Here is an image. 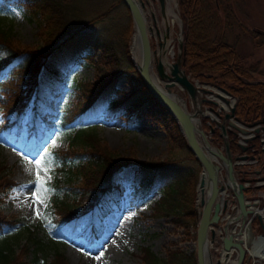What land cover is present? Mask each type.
<instances>
[{
    "label": "trees",
    "instance_id": "obj_1",
    "mask_svg": "<svg viewBox=\"0 0 264 264\" xmlns=\"http://www.w3.org/2000/svg\"><path fill=\"white\" fill-rule=\"evenodd\" d=\"M118 2L123 3L122 0ZM116 5L117 2L112 3L109 9ZM19 6L25 7L32 16L40 17V44L23 46L0 30V147L11 136L20 137L24 128L38 141L53 129L72 132L69 148L53 153L55 174L63 179L56 180V185L67 184L71 196L68 191L61 193L56 185L50 192V202L57 217V242L65 243L66 238L75 239L81 232L94 233L100 228L94 221L100 212L112 206L114 190L122 192L118 176L126 168L137 166L139 170L135 196L142 193L144 196V192L154 187L153 171L164 174L179 170L173 167L171 154L164 161L153 163L119 160L116 153L89 130L93 126L92 116L109 111L118 116L122 110L146 116L165 132L171 150L178 149L180 153L187 149L186 158H196L178 123L149 92L131 60L128 45L131 25L110 39L89 43L82 36L83 31L99 18L89 19L93 14L83 10L81 0H0V11ZM178 6L184 25L183 59L187 75L199 83L224 89L236 98L235 114L241 121L263 118L264 82L256 80L262 72L256 65L246 67L234 46L225 41L227 29L238 27L242 30L232 0H178ZM211 31L215 33L213 38ZM80 40L84 42L76 46L77 53L87 46L95 49L86 58L94 68L95 79L71 84L68 62L74 57L68 52L71 43ZM122 79H126L129 87L123 93L117 89ZM66 89L74 92V99L66 109L57 111L54 100ZM117 95L121 96L116 98ZM8 170L9 166L0 160V236L21 225L20 220L1 210L3 197L16 187ZM198 180L197 172L184 171L182 176H177L172 186L162 189L153 213L172 218L177 228L187 232V237L190 228L197 225ZM76 182H79L77 188L74 187ZM140 188H144L142 193ZM255 223L257 220L252 224ZM258 228L261 229L260 225ZM27 231L30 238L32 233L28 227ZM143 255L147 264H196L194 257L188 258L182 251L173 252L163 261L149 250ZM35 260H39V256L36 255ZM0 264L29 262L4 241L0 242ZM40 264L69 263L65 254L56 248L52 259H42Z\"/></svg>",
    "mask_w": 264,
    "mask_h": 264
},
{
    "label": "rangeland",
    "instance_id": "obj_2",
    "mask_svg": "<svg viewBox=\"0 0 264 264\" xmlns=\"http://www.w3.org/2000/svg\"><path fill=\"white\" fill-rule=\"evenodd\" d=\"M143 1L146 3L147 0ZM114 2H117V5L109 9ZM149 2L150 6L146 4L144 11L145 17L152 24L151 9L155 7L154 14L159 20L157 23L160 31H163L164 28L160 26L163 18H158L157 15L160 13L154 6L155 3L151 0ZM81 3L85 12L93 14L89 19L99 18L83 31L82 36L89 43H95L110 39L115 33H123L131 25L132 33L128 41L131 55L133 23L125 5L118 0H81ZM232 3L236 20L241 24L242 30L238 27L227 29L225 41L234 46L246 67L257 66L262 74L256 76V80L264 82V36L257 35V32L264 33V0H232ZM169 6L180 19L179 24L171 25L169 45L174 56L170 55L168 62H173L178 53V40L181 37L183 21L178 0L173 2L170 0ZM94 11L99 12V15H96ZM40 20L39 16H32L25 7H7L0 11V30L5 31L14 41L20 42L23 46L34 47L40 44L38 37ZM211 35L212 38L215 37L212 31ZM83 42L80 40L78 43H71V50L68 52H72L69 55L72 54L74 57L68 62L71 65L68 72L71 84L74 81L92 82L95 79L94 68L86 59L94 53L93 46H87L78 53L75 51L76 46ZM151 43L152 48L157 50V42L152 39ZM117 89L121 93L129 89L126 79L120 80ZM175 90L183 96L181 91L177 88ZM120 96L117 95L116 98ZM73 99L74 92L66 89L55 98L54 109L57 111L66 109ZM96 115L91 118L93 126L89 130L97 134L108 148L116 153L119 160L132 159L141 163H153L164 161L171 154L170 157L174 161L173 167L179 169L178 173L161 174L153 171L154 187L144 192V196L142 193L144 188H140L139 192L142 194L135 196L134 187L137 184L136 176L139 175L137 174L139 170L137 166L126 168L118 176V183L123 188L122 192L114 190L111 194L112 206L100 212L94 221V224L100 228L94 233L81 232L77 238H66L65 243H60L57 242L55 230L57 217L50 202V192L53 191L56 180L63 179L55 174L53 153L69 148L72 132L53 129L45 134L43 140L38 141L30 130L24 128L20 137L11 136L0 147V160L9 166L8 174L16 183V187L3 197L1 210L4 214L21 221V225L14 231L1 235L0 242L5 241V244L10 245L17 255H22L29 264H40L42 259L50 261L56 248L65 254L69 264H147L143 257L145 250H149L160 261L167 260L175 251H182L188 258L192 256L196 259L198 220L196 227L190 228L189 237H187V232L177 228L171 221L172 218L156 216L153 213L163 190L172 186L177 176H182L184 171H189L197 172L200 177L199 163L186 158L189 153L187 149H183L180 153L178 149L171 150V144L165 132L146 116L124 110L120 111L118 116L111 111L99 112ZM234 151L237 149L234 148ZM36 159L40 160L39 165L36 164ZM37 173H39V186L32 183L37 179ZM78 185L79 182L74 183V187L77 188ZM56 187L61 189V193L62 190L68 191V195L71 196V190L67 184L61 183ZM42 188L44 191H41ZM196 193L195 207L201 211L200 206H197L199 203L197 188ZM263 205L264 201L261 200L259 208L262 209ZM252 223V237L264 235L263 230L256 229L260 225L259 222ZM27 227L32 233L30 238H28L30 234ZM221 245L220 237H218L212 251L215 264L219 259ZM101 252L103 255L100 259H96L95 257ZM36 255L39 256V260H35ZM232 260H235L234 256L230 258L228 264H233ZM257 260L247 254L243 264L246 262L247 264H264Z\"/></svg>",
    "mask_w": 264,
    "mask_h": 264
},
{
    "label": "water",
    "instance_id": "obj_3",
    "mask_svg": "<svg viewBox=\"0 0 264 264\" xmlns=\"http://www.w3.org/2000/svg\"><path fill=\"white\" fill-rule=\"evenodd\" d=\"M155 1L152 0V2ZM157 1L160 15L164 19L163 31H160L155 17L153 26L149 25L144 13L146 4L143 0H122L133 23L132 43L136 36L139 41L140 62L136 60L131 47L133 64L149 92L168 109L170 115L178 123L191 153L202 168L197 185L199 198L197 206H200L201 211L196 209L198 220L196 264H215L212 245L216 243L218 237H220L222 245L216 264H228L234 253H236L234 255L235 264H243L247 254L253 257L243 237L244 229H247V227L251 229V219L248 216L255 214L263 231L264 218L260 214L247 209L244 201L243 185L238 183L234 175L228 133H232L231 128L239 130L230 120L231 118L239 120L235 116L236 105L230 109L229 113H224L219 103L207 97L208 94L214 93L213 88L199 86L186 74L183 59L182 33L184 28L182 24L177 57L173 62H168L167 58L171 54L167 52V48L172 32L167 15L168 0ZM259 34L264 35L261 32ZM152 39L157 42V50L152 48ZM176 88L184 93L185 98L174 91ZM219 90L228 94L224 89ZM204 103L218 107V109L210 107L209 111L212 114L209 115L202 109ZM187 105L190 107L188 108ZM201 118L209 119L210 122L215 124V126L210 124L211 134L215 132V129L220 130V137L224 145L223 152L221 150L215 152L212 148L201 127ZM222 167L228 176L231 190L236 197L239 215L231 216L224 226L219 228L217 226L220 221V212L225 208L217 200L220 190L218 186L219 171ZM259 263H264V259Z\"/></svg>",
    "mask_w": 264,
    "mask_h": 264
},
{
    "label": "built area",
    "instance_id": "obj_4",
    "mask_svg": "<svg viewBox=\"0 0 264 264\" xmlns=\"http://www.w3.org/2000/svg\"><path fill=\"white\" fill-rule=\"evenodd\" d=\"M239 126L247 132L245 134H239L238 143L246 147L250 146V150L246 154H239L235 165L237 166L238 177L245 179L244 186L250 190L247 199L248 203L252 204L254 202H260L261 200L264 201V193L256 190L257 188L264 187V124L259 123L253 127ZM257 131L260 141L263 143L261 145L251 146L250 140L256 136ZM226 184L227 182L224 181L225 186ZM222 198L228 204L223 217V220H226L230 217V213L235 211L236 205L233 196L227 188L223 190Z\"/></svg>",
    "mask_w": 264,
    "mask_h": 264
},
{
    "label": "bare ground",
    "instance_id": "obj_5",
    "mask_svg": "<svg viewBox=\"0 0 264 264\" xmlns=\"http://www.w3.org/2000/svg\"><path fill=\"white\" fill-rule=\"evenodd\" d=\"M171 1L173 2V0H171ZM171 13H173L172 9L168 10V12H167L168 19H170V17H171L172 19L170 22L175 25L176 22L178 23L179 18H178V15H176L174 13L171 14ZM132 49H133L134 56L136 57V60L138 62H140L139 41H138L137 36L134 37V41L132 43ZM167 52L171 55L173 54V50L171 49V45L167 48ZM255 211H256L255 213H257V214L260 213V215L264 218V209L256 208ZM251 234H252L251 229H249V227H247V229L246 228L244 229V236L243 237L245 239V242L247 244V247H248L250 254L253 257L257 258L258 262H261L264 259V235L261 234L262 236H259L257 238H253ZM232 263L235 264V260L234 261L232 260Z\"/></svg>",
    "mask_w": 264,
    "mask_h": 264
},
{
    "label": "flooded vegetation",
    "instance_id": "obj_6",
    "mask_svg": "<svg viewBox=\"0 0 264 264\" xmlns=\"http://www.w3.org/2000/svg\"><path fill=\"white\" fill-rule=\"evenodd\" d=\"M160 13V12H159ZM158 18H162L160 15H157ZM264 34V33H263ZM257 35H259V32H257ZM260 36V35H259ZM264 36V35H263ZM213 107V106H212ZM219 136H220V133L215 130V133L211 136V143L212 145H214L215 147H220L222 149V151H224V145L222 143V141H219ZM221 140V139H220ZM229 141H232V143L230 144V149L231 151L233 152L234 151V148L236 149V146H235V143L234 141L232 140V135H229ZM255 143H257V141H255ZM235 152V151H234ZM233 152V153H234Z\"/></svg>",
    "mask_w": 264,
    "mask_h": 264
},
{
    "label": "snow or ice",
    "instance_id": "obj_7",
    "mask_svg": "<svg viewBox=\"0 0 264 264\" xmlns=\"http://www.w3.org/2000/svg\"><path fill=\"white\" fill-rule=\"evenodd\" d=\"M36 164L39 165L40 164V160L36 159ZM34 185L39 186L40 185V181H39V173H37V179L35 181L32 182ZM41 191H44V189L42 188ZM103 255V252L100 253L99 256L95 257L96 259H100V257Z\"/></svg>",
    "mask_w": 264,
    "mask_h": 264
},
{
    "label": "crops",
    "instance_id": "obj_8",
    "mask_svg": "<svg viewBox=\"0 0 264 264\" xmlns=\"http://www.w3.org/2000/svg\"><path fill=\"white\" fill-rule=\"evenodd\" d=\"M169 8H170V6H169ZM171 9V8H170Z\"/></svg>",
    "mask_w": 264,
    "mask_h": 264
}]
</instances>
